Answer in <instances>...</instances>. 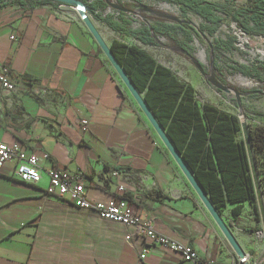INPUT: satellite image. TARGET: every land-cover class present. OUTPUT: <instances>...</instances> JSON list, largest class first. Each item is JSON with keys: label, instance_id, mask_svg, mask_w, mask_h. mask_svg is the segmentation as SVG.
Returning a JSON list of instances; mask_svg holds the SVG:
<instances>
[{"label": "crops", "instance_id": "0c3cea01", "mask_svg": "<svg viewBox=\"0 0 264 264\" xmlns=\"http://www.w3.org/2000/svg\"><path fill=\"white\" fill-rule=\"evenodd\" d=\"M74 11L40 2L0 8V67L16 87H0V141L49 155L37 184L20 182L14 163L0 169V264H188L133 228L48 196L53 169L83 177L92 204L121 197L123 187L142 220L204 260L254 264L264 235L253 206L244 203L236 219L234 206L223 211L235 248Z\"/></svg>", "mask_w": 264, "mask_h": 264}, {"label": "trees", "instance_id": "16d2710c", "mask_svg": "<svg viewBox=\"0 0 264 264\" xmlns=\"http://www.w3.org/2000/svg\"><path fill=\"white\" fill-rule=\"evenodd\" d=\"M129 1V2H128ZM119 0L126 9L140 6L138 0ZM180 7L183 13H193L204 20L202 31L214 33L221 25L219 16L225 15L240 24L244 33L254 35L249 26L252 22L264 31V0H247V9L231 14L224 6L205 0H157ZM40 3L54 2L40 0ZM87 2L90 15L104 26L123 38H132L139 44L158 47V38L174 40L181 32L191 39L194 35L201 38L197 30L190 26L171 24L154 19H146L152 24L143 23L139 30L129 28L127 15L113 12L103 16L108 6L104 0ZM24 0H0V8L25 5ZM57 5H61L55 3ZM188 50L187 46L179 45ZM110 50L119 62L135 88L144 100L160 126L173 143L175 149L194 175L196 181L222 216L227 206H234L232 216L238 218L243 212V204L253 206L256 221L261 222L250 165L237 116L225 112L211 104H201L195 88L181 81L168 67L160 64L146 51L136 45L114 40ZM236 72L245 77L259 78V75L245 65H233ZM215 70L220 71L215 63ZM257 172L264 196V129H249ZM122 199L130 200L128 197ZM256 228L247 233H255Z\"/></svg>", "mask_w": 264, "mask_h": 264}, {"label": "rangeland", "instance_id": "374dc122", "mask_svg": "<svg viewBox=\"0 0 264 264\" xmlns=\"http://www.w3.org/2000/svg\"><path fill=\"white\" fill-rule=\"evenodd\" d=\"M24 1L35 3L40 0ZM79 1L85 6L86 16L96 27L105 42H111L112 40L118 39L130 45H140L147 53L153 56L161 64L170 68L182 80L194 85L198 93L199 102L202 104L207 103L217 106L219 109L238 117L239 110L235 96L227 95L208 84L205 78L191 64L189 59L172 51V48L179 47V45L187 46L189 48L187 51L204 64L207 73L211 67L210 58L213 56L215 75L223 83L248 94L246 97L242 98V107L245 112L249 129H264V31L261 28L256 27L250 22L249 26L254 30L255 34L248 35L244 33L240 24L233 22L225 15L219 14L222 23L217 30L214 33H211L208 30L202 31V26L205 25L204 20L193 13H183L177 5L157 0H138L141 5L161 10L178 18L187 19L193 22L195 26L194 28L196 30L198 29L203 35V37L200 36L201 38H197L193 35L191 39H189L186 34L181 32L180 34L173 36L174 40L160 37L157 40L159 44L158 47H148L139 44L132 38H123L120 35L115 34L112 30L89 14L87 0ZM93 1L95 0H89V2ZM126 1L128 0H124V2ZM217 4L226 7L231 14L247 9V0H217ZM165 5H168L170 9H165ZM113 12L114 11L108 7L107 11L103 13V16L112 14ZM73 14L81 20L77 11H74ZM142 16L146 19L145 15ZM126 20L129 22V28L132 30L141 29L142 24L144 23L142 19L136 15L128 14ZM147 23L152 24L153 22L147 21ZM107 45L110 47V44ZM215 63L219 66L220 71L215 70ZM233 65H245L253 69L259 75V78L245 77L236 72L232 68ZM121 83L127 93L131 96L122 81ZM244 84H248V86L246 87ZM261 157L263 158L264 156L262 155Z\"/></svg>", "mask_w": 264, "mask_h": 264}, {"label": "built area", "instance_id": "2783aa9c", "mask_svg": "<svg viewBox=\"0 0 264 264\" xmlns=\"http://www.w3.org/2000/svg\"><path fill=\"white\" fill-rule=\"evenodd\" d=\"M60 8H73L67 5H59ZM81 22L82 19H81ZM0 87L8 92H13L16 87L13 83L10 73L6 68L0 67ZM87 125V122H83ZM49 160L47 154H29L22 151L19 144H5L0 141V169L9 163L15 164V174L18 180L25 184H37L42 177L41 164ZM121 174L118 171L111 173L112 178H117ZM49 187L47 195L60 199L67 198L73 207L81 210L93 212L99 218L123 226L133 228L138 235L153 245H159L164 249L178 253L182 260L188 264H215L202 259L198 252L189 245L169 237H166L155 231L151 220H142L134 211L128 200L122 199L125 189L119 187L121 197H113L107 203L92 204L87 199V190L84 178L71 175L63 169H53L48 173ZM148 251L144 250L141 254V260H145ZM249 256H245L238 261V264H247Z\"/></svg>", "mask_w": 264, "mask_h": 264}, {"label": "water", "instance_id": "95a60500", "mask_svg": "<svg viewBox=\"0 0 264 264\" xmlns=\"http://www.w3.org/2000/svg\"><path fill=\"white\" fill-rule=\"evenodd\" d=\"M54 3L58 4H63L67 5L69 7L76 8V11L79 13L83 23L93 36L94 40L96 43L99 45L100 49L103 51L104 55L106 56L107 60L113 67L114 71L117 73L123 84L126 86L128 91L130 92L131 96L153 127L154 131L162 141V143L165 145L173 159L176 161L177 165L181 169V171L184 173L192 187L195 189L197 194L199 195L200 199L203 201L204 205L206 208L209 210L211 215L213 216L214 220L216 221L217 225L220 227L222 232L224 233L225 237L231 244L237 248V243L235 242L233 236L231 235L228 226L224 223L222 220L220 214L218 211L214 208L213 204L210 202L198 182L196 181L194 175L182 159L181 155L178 153V151L175 149L173 143L167 136L165 130L160 126L158 123L157 119L155 116L152 114L150 111L149 107L147 106L143 95L139 93V91L135 88L133 85L132 81L129 79L127 74L125 73L124 69L121 67L119 62L116 60V58L113 56L110 47L105 43L103 40L102 36L96 29V27L91 23L89 18L86 16L85 13V6L81 3L79 0H50ZM105 4L112 9L114 12L118 13H123L126 15H136L142 19L144 23H147L146 19L142 15H148L152 18L159 19L166 21L168 23L172 24H177L180 26H190V27H195L193 22L187 20V19H182L178 18L174 15H171L169 13H166L161 10H156L149 8L145 5H142L138 8L135 9H126L121 3L118 2V0H104ZM197 32L199 33L200 36L203 37L201 32L197 29ZM172 51L181 54L182 56L186 57L189 59L191 64L198 70V72L205 78V80L213 86L215 89L218 91H221L227 95H233L236 98L237 101V107L239 110V122L241 126V132H242V137L243 141L245 144L246 148V153L248 157V162L250 165V171H251V176L253 180V185H254V190H255V196H256V201H257V208H258V213L260 216L261 220V225H262V231L264 235V196L263 192L261 189V184L259 181V176L257 172V166H256V161H255V156L253 152V146H252V141H251V135L249 131V127L247 124L245 112L242 107V98L246 97L248 94L245 92H242L240 90H237L225 83H223L214 73V63H213V56L210 58V70L208 73L206 72V69L204 67V64L198 60L196 57H194L189 51L182 49L180 47L172 48ZM254 264H264V252L263 254L255 261Z\"/></svg>", "mask_w": 264, "mask_h": 264}, {"label": "bare ground", "instance_id": "6f19581e", "mask_svg": "<svg viewBox=\"0 0 264 264\" xmlns=\"http://www.w3.org/2000/svg\"><path fill=\"white\" fill-rule=\"evenodd\" d=\"M164 8H165V9H167V8H169V6H168V5H165V6H164ZM169 9H170V8H169ZM202 56H203V54H202ZM247 83H248V82H247ZM244 86H246V87H247V86H248V84H244Z\"/></svg>", "mask_w": 264, "mask_h": 264}]
</instances>
